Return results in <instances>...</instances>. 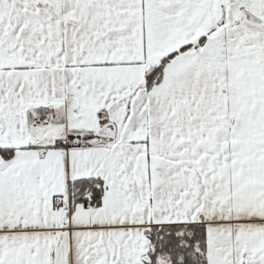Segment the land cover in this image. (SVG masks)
<instances>
[{"label":"snow or ice","instance_id":"snow-or-ice-1","mask_svg":"<svg viewBox=\"0 0 264 264\" xmlns=\"http://www.w3.org/2000/svg\"><path fill=\"white\" fill-rule=\"evenodd\" d=\"M0 264H264V0H0Z\"/></svg>","mask_w":264,"mask_h":264}]
</instances>
